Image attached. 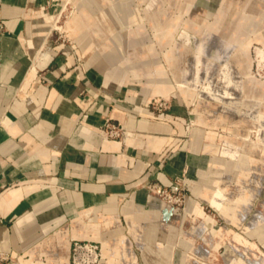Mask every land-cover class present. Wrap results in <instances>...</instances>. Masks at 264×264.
Wrapping results in <instances>:
<instances>
[{
	"label": "crops",
	"instance_id": "obj_1",
	"mask_svg": "<svg viewBox=\"0 0 264 264\" xmlns=\"http://www.w3.org/2000/svg\"><path fill=\"white\" fill-rule=\"evenodd\" d=\"M61 2L0 0V250L18 264H71L72 242L89 240L102 246L105 264L135 261V245L142 257H163L170 264L177 256L182 264H216L221 257L226 264H264V217L246 218L259 197L248 182L257 168L252 163L264 166V156L251 157L255 145L247 142L228 139V147L221 148L210 125L227 116L210 115L202 101L194 107L195 93L187 88L170 110L151 109L153 97L174 91L171 76L159 67L161 77L143 83L136 66H163L160 59L133 61L123 55L119 60L108 42L113 31L100 16L92 20L85 13L73 20L76 52L65 45L42 52ZM218 26L208 28L218 32L223 22ZM140 27L125 33L124 47L144 48ZM154 27L159 46L168 47L164 58L176 79L188 47L178 52L170 42L175 26L165 36V27ZM243 33L240 28L237 37ZM247 82L245 94L258 97L256 80ZM107 119L122 124L123 138L103 135ZM193 119L197 124L190 127ZM240 146L245 152L238 154ZM226 152L235 158H225ZM243 155L247 161L241 165L248 170L239 167ZM227 175L235 183L232 189L221 181ZM183 176L189 185L183 221L190 237L181 239L185 251L178 255L171 237L176 230L165 219L168 209L148 186L172 185ZM211 200L226 224L205 211L203 204ZM196 230L207 247L193 244ZM156 236L167 245L155 248ZM193 256L208 262H189Z\"/></svg>",
	"mask_w": 264,
	"mask_h": 264
},
{
	"label": "rangeland",
	"instance_id": "obj_2",
	"mask_svg": "<svg viewBox=\"0 0 264 264\" xmlns=\"http://www.w3.org/2000/svg\"><path fill=\"white\" fill-rule=\"evenodd\" d=\"M120 7L123 10L119 9ZM85 13L92 14V20L96 18L98 20L99 16V18H102V15H106L111 21L114 30L108 42L116 50L119 60L122 59L123 55L134 56L133 61L147 59L152 62L160 59L163 66H159V64L136 66L145 84H151L149 83L150 80L161 77V74L157 72L159 67L161 69L165 68L171 76L175 86L174 91L168 95L155 96L151 101L161 98L170 101L173 105L176 96L180 95L181 89L187 88L195 93L194 107H198L199 102L202 101L209 108L210 115L216 113L218 116H227L226 120L213 122L215 124L210 125L213 128L212 130L217 133L218 138L216 141L221 148L226 146L225 140L227 142L228 139L237 142V144L247 142L249 147L252 144L255 145V152L250 153L251 157L259 160L260 157L264 156V0H108V2L101 0H62L57 13L50 18L51 25L56 27L52 30L49 43L42 52H45L49 47L59 45H65L76 52L78 43L70 30V25L76 17ZM222 14L224 18L222 21L223 26L219 27L222 22H218L219 26L216 24L217 16ZM132 15L140 18H132ZM246 16L250 17V23L245 18ZM135 21L140 22L136 24ZM156 24L157 27L163 26L166 28L165 31L160 30L164 31V33H161L163 36L168 33V29L175 26L173 29L175 32L171 36L170 42L174 44L178 52L183 47H188L185 54L182 51L184 55H181L182 61L178 66L181 74L177 75L176 79L171 74L173 72L169 70L164 58L165 53L168 52V47L163 49L157 42L159 35L154 27ZM137 25H141L138 37L141 40L140 47L144 48L133 51L131 48L124 47V36L129 30L137 29ZM210 26H218L219 31L210 30L208 28ZM236 27L237 30L234 32ZM240 28L245 33L237 37ZM86 30L88 29L86 28ZM207 31L212 32V37H209ZM151 45L155 46L154 50L147 49ZM201 45L203 48H201ZM130 52H135V54ZM135 56H138V58ZM248 79L256 80L257 94L259 95L256 98L245 94ZM239 118L242 122L238 121ZM196 124L195 119L188 122L190 127H194ZM229 148H231V145ZM234 150L236 151V148ZM237 150L238 154L245 152V148L241 146ZM244 156H241L238 161H241V163L246 162L247 158ZM225 158L232 160L235 157L226 152ZM252 165L257 168L252 169L253 173L248 182L256 188L259 197L255 202V207L249 215H246V218L250 219L253 216L252 218L258 220L264 217V166L263 162H253ZM221 181L226 182L229 189H232L235 185L231 175L223 177ZM172 185L183 190L182 193L185 195L184 203L174 214L177 217L171 221V217L174 216L171 214L170 218L166 220L168 225L176 230L175 235H170L173 238L174 251L176 254L182 255L185 249L181 239L184 240L190 237L188 228H186L183 221L189 195V185L184 176L178 177ZM203 206L205 211L218 219L221 225L226 224V219L221 216L219 211L221 210L220 207L212 200L204 203ZM193 237L197 238L193 241L195 246L207 247V243L197 230ZM152 245L155 248H163L167 245V240L162 238L153 242ZM135 249L138 258L135 261L130 258L123 259L121 264H156L155 260L158 258H144L141 250L137 249L136 245ZM225 249L223 246L220 249L221 253ZM262 249L264 250L263 247ZM72 259L73 250L71 246V264ZM158 260L161 262L160 264H170L169 260L163 257ZM175 260L174 264H182L180 257L177 256ZM188 260L189 262H208L207 258L204 260L195 256L189 257ZM221 261L226 264L224 257L217 260L216 264H220Z\"/></svg>",
	"mask_w": 264,
	"mask_h": 264
},
{
	"label": "built area",
	"instance_id": "obj_3",
	"mask_svg": "<svg viewBox=\"0 0 264 264\" xmlns=\"http://www.w3.org/2000/svg\"><path fill=\"white\" fill-rule=\"evenodd\" d=\"M170 101L166 99H155L149 107L161 113L171 109ZM103 135L111 139H121L125 129L120 123L107 119L102 128ZM150 193L159 198L165 208L174 215L184 203L185 195L179 187L154 183L148 186ZM73 259L72 264H105L103 261L101 245L96 241L74 240L72 242ZM0 264H18L16 257L0 250Z\"/></svg>",
	"mask_w": 264,
	"mask_h": 264
},
{
	"label": "bare ground",
	"instance_id": "obj_4",
	"mask_svg": "<svg viewBox=\"0 0 264 264\" xmlns=\"http://www.w3.org/2000/svg\"><path fill=\"white\" fill-rule=\"evenodd\" d=\"M101 1H104V2H108V0H101ZM125 2V1H124ZM122 6V5H121ZM127 6V5H126ZM106 9V8H105ZM119 9H122L123 10V8H119ZM121 12V11H120ZM127 13H128V11H127ZM109 14V13H108ZM105 15V14H104ZM102 17V22H103V26H105L108 30H110V31H113V29H114V27H113V24L111 23V21H109V19L107 18V16L105 15V16H101ZM125 19H126V17H125ZM127 20V19H126ZM133 21V20H132ZM125 23V22H124ZM58 28V27H57ZM183 87V86H182ZM229 153H230V150H229ZM239 167H240V169L241 170H248V167H244V165H243V167H242V165H241V161H240V164H239ZM246 175H248V174H246ZM243 181V180H242ZM244 181H246V179L244 180ZM243 181V182H244ZM248 181H249V179H248ZM247 184H245V186H246ZM242 190V189H241ZM237 193V192H236ZM231 208V207H230ZM232 209V208H231ZM228 210H229V208L227 207L226 209L224 208V212H228ZM260 219H262V218H260Z\"/></svg>",
	"mask_w": 264,
	"mask_h": 264
},
{
	"label": "water",
	"instance_id": "obj_5",
	"mask_svg": "<svg viewBox=\"0 0 264 264\" xmlns=\"http://www.w3.org/2000/svg\"><path fill=\"white\" fill-rule=\"evenodd\" d=\"M164 214H165V219L167 220V219H169V218H170V216H171L172 212H171V211H169V210H165V211H164Z\"/></svg>",
	"mask_w": 264,
	"mask_h": 264
}]
</instances>
